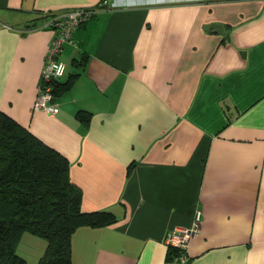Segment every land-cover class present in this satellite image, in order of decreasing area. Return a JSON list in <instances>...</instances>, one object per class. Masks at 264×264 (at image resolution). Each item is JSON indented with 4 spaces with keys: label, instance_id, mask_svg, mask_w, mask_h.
Masks as SVG:
<instances>
[{
    "label": "crops",
    "instance_id": "crops-1",
    "mask_svg": "<svg viewBox=\"0 0 264 264\" xmlns=\"http://www.w3.org/2000/svg\"><path fill=\"white\" fill-rule=\"evenodd\" d=\"M78 8L99 9L60 54L79 76L33 111L44 16ZM0 110L68 158L84 212L117 217L76 230L73 264H175L197 213L180 264H264V0H0Z\"/></svg>",
    "mask_w": 264,
    "mask_h": 264
},
{
    "label": "trees",
    "instance_id": "trees-1",
    "mask_svg": "<svg viewBox=\"0 0 264 264\" xmlns=\"http://www.w3.org/2000/svg\"><path fill=\"white\" fill-rule=\"evenodd\" d=\"M58 59L62 61L60 55ZM86 59L82 54L78 66ZM78 76L50 81L55 100ZM76 117L87 124L91 114L82 110ZM82 201L83 191L71 180L68 158L0 110V264H27L18 253L26 233L47 243L36 264H73L72 237L77 229L117 222L109 210L84 212ZM180 255L179 249L169 246L166 258L180 264Z\"/></svg>",
    "mask_w": 264,
    "mask_h": 264
},
{
    "label": "built area",
    "instance_id": "built-area-1",
    "mask_svg": "<svg viewBox=\"0 0 264 264\" xmlns=\"http://www.w3.org/2000/svg\"><path fill=\"white\" fill-rule=\"evenodd\" d=\"M94 10L93 8H78L61 11L54 14V17L49 20L48 23L53 27L54 34L46 51L33 111L48 114L57 113V103L49 83L64 75L66 64L60 61L58 56L64 46L72 41L74 31L92 17ZM200 216V213L196 214V218L190 227L175 228L167 236V244L181 251L180 261L187 259L186 253L190 241L200 228Z\"/></svg>",
    "mask_w": 264,
    "mask_h": 264
},
{
    "label": "rangeland",
    "instance_id": "rangeland-1",
    "mask_svg": "<svg viewBox=\"0 0 264 264\" xmlns=\"http://www.w3.org/2000/svg\"><path fill=\"white\" fill-rule=\"evenodd\" d=\"M98 11L99 9H95L93 11L94 12L93 15H96ZM53 17L54 15L50 16L49 19ZM29 238H33V239H29ZM46 244L47 243L44 239L26 233L19 244L18 253H20L22 256L26 258L27 264H32V261H35L36 263L38 256L43 255Z\"/></svg>",
    "mask_w": 264,
    "mask_h": 264
},
{
    "label": "bare ground",
    "instance_id": "bare-ground-1",
    "mask_svg": "<svg viewBox=\"0 0 264 264\" xmlns=\"http://www.w3.org/2000/svg\"><path fill=\"white\" fill-rule=\"evenodd\" d=\"M64 63H65V62H64ZM65 64H66V63H65ZM65 70H66V69H65ZM64 73H65V72H64ZM63 76H64V75H63ZM63 76H62V77H63ZM59 79H60V78H59Z\"/></svg>",
    "mask_w": 264,
    "mask_h": 264
}]
</instances>
